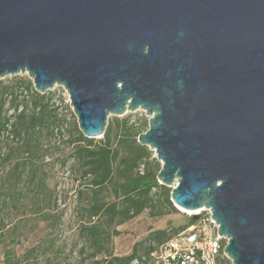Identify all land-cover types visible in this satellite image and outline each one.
<instances>
[{
    "label": "water",
    "instance_id": "obj_1",
    "mask_svg": "<svg viewBox=\"0 0 264 264\" xmlns=\"http://www.w3.org/2000/svg\"><path fill=\"white\" fill-rule=\"evenodd\" d=\"M17 74L63 88L87 138L144 111L170 201L210 211L231 264H264V0H0Z\"/></svg>",
    "mask_w": 264,
    "mask_h": 264
},
{
    "label": "rangeland",
    "instance_id": "obj_2",
    "mask_svg": "<svg viewBox=\"0 0 264 264\" xmlns=\"http://www.w3.org/2000/svg\"><path fill=\"white\" fill-rule=\"evenodd\" d=\"M20 77L30 79L27 74H17L3 78V82L6 84ZM60 96L63 98L62 103L56 97L55 104L58 116L67 121L62 124V132L67 136L71 132L70 123L76 118L64 89ZM10 113L11 108L8 111ZM116 118H128L135 125L148 122V116L140 109L126 112L123 116L109 117L110 120ZM45 135L43 131L38 138V171L34 179L29 177L27 167L22 170L21 177L13 168L16 157L24 159L27 156L20 149L21 140L10 131L0 137V264H4L6 250L13 253V259L18 264H94L90 256L91 243L83 230L86 225H90L84 210L90 199L88 188L85 187L86 178L73 162L72 146H67L58 134L51 138ZM100 139L102 137L93 138L95 142ZM152 157L155 158L154 152ZM98 193L104 200L113 199L109 186ZM165 193L162 188L153 190V209H145L136 217L107 228L111 233L109 249L113 255L129 254L134 243L143 241L155 230L167 229L168 233H172L174 228L198 219L193 220L194 213H185L174 204L176 210L152 215V211L162 209ZM113 230L118 231V234H113ZM226 242L222 238L223 256ZM102 257L98 255L95 259Z\"/></svg>",
    "mask_w": 264,
    "mask_h": 264
},
{
    "label": "trees",
    "instance_id": "obj_3",
    "mask_svg": "<svg viewBox=\"0 0 264 264\" xmlns=\"http://www.w3.org/2000/svg\"><path fill=\"white\" fill-rule=\"evenodd\" d=\"M61 92V87H55L39 93L30 79L22 77L6 84L0 79V137L10 131L21 140L20 149L27 156L24 159L16 157L13 168L21 177L22 170L27 167L31 179L37 175L38 138L43 131L46 138L58 134L67 146H72L71 157L86 178L85 187L90 193L89 203L84 209L90 225L83 230L91 243L90 256L94 264H131L134 258L146 256L154 245L193 223L176 227L172 233H168L167 229L155 230L143 241L134 243L129 254L113 255L109 249L111 233L107 228L120 225L145 209H153L152 193L160 188L166 191L163 207L151 214L162 215L176 210L169 198L170 188L157 181L160 163L152 157L153 151L137 141L138 135L147 130L148 122L135 125L128 118L109 119L102 139L95 142L93 138L85 137L73 121L70 123L71 132L65 136L62 124L67 121L58 116L55 104L56 97L62 103ZM6 104L8 107H5ZM10 108L12 113L8 114ZM107 186L113 195L111 200L99 197V190ZM113 234H118V231L113 230ZM98 255L103 257L95 259ZM13 258V253L6 250L4 264H18ZM217 262L230 264L221 254V246Z\"/></svg>",
    "mask_w": 264,
    "mask_h": 264
},
{
    "label": "built area",
    "instance_id": "obj_4",
    "mask_svg": "<svg viewBox=\"0 0 264 264\" xmlns=\"http://www.w3.org/2000/svg\"><path fill=\"white\" fill-rule=\"evenodd\" d=\"M197 213L196 221L154 245L146 256L134 258L131 264H218L222 238L217 225L208 209Z\"/></svg>",
    "mask_w": 264,
    "mask_h": 264
},
{
    "label": "bare ground",
    "instance_id": "obj_5",
    "mask_svg": "<svg viewBox=\"0 0 264 264\" xmlns=\"http://www.w3.org/2000/svg\"><path fill=\"white\" fill-rule=\"evenodd\" d=\"M180 209L183 210V211H185V212H187V213H188V212H189V213H197V212L200 210V209H199V210H195V211H188V210H184V209H182V208H180Z\"/></svg>",
    "mask_w": 264,
    "mask_h": 264
}]
</instances>
